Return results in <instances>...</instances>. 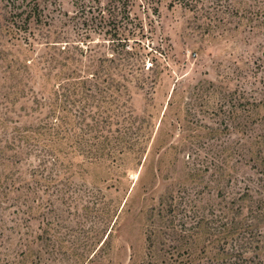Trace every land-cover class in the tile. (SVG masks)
I'll return each mask as SVG.
<instances>
[{"label":"rangeland","instance_id":"obj_1","mask_svg":"<svg viewBox=\"0 0 264 264\" xmlns=\"http://www.w3.org/2000/svg\"><path fill=\"white\" fill-rule=\"evenodd\" d=\"M155 4L0 0V264L264 263V0Z\"/></svg>","mask_w":264,"mask_h":264},{"label":"trees","instance_id":"obj_2","mask_svg":"<svg viewBox=\"0 0 264 264\" xmlns=\"http://www.w3.org/2000/svg\"><path fill=\"white\" fill-rule=\"evenodd\" d=\"M152 2V4L154 3H161L163 0H149ZM203 0H168V4L167 7L168 9H172L175 6H182L183 8H186L188 10H196L199 6V4H201ZM156 5V4H155ZM159 5V4H158ZM159 9V6H156L153 8V12L157 13ZM24 13H27L28 15L26 16V19L24 20V23L28 25L29 20L34 17L36 19L37 22H42L41 21V10L38 11V5H35L34 9H31L29 12L23 10ZM66 49V48H64ZM126 54H130V52H127ZM92 77H97L98 78V74L96 72L91 74ZM88 79V78H87ZM87 79H80V80H76V83H72L71 87L73 88L74 93L76 91H80V93H82V90L84 88V85L86 84V82L88 81ZM64 93L61 95V104H57L58 102H55V104L53 105V107H61L63 108V110L66 109V103H67V95L69 92V89L66 88V86H64ZM64 100V102H63ZM57 101H59L57 99ZM57 109V108H55ZM55 111V110H54ZM53 111V112H54ZM60 111V110H59ZM58 111V112H59ZM55 114V113H54ZM57 122L60 121V124L64 122V116L60 117L56 116ZM59 124V125H60ZM59 127V126H58ZM57 137V136H56ZM197 264H201V263H197ZM204 264H264L263 261L256 260V258L252 259V258H244L242 255L240 256H235L234 254H229L226 253L224 254L222 257L219 258H213L210 261L205 262Z\"/></svg>","mask_w":264,"mask_h":264}]
</instances>
